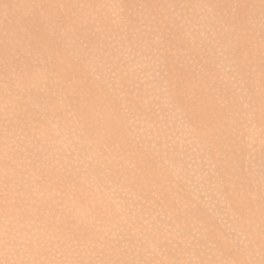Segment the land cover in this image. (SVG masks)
Returning a JSON list of instances; mask_svg holds the SVG:
<instances>
[{
    "label": "rangeland",
    "instance_id": "1",
    "mask_svg": "<svg viewBox=\"0 0 264 264\" xmlns=\"http://www.w3.org/2000/svg\"><path fill=\"white\" fill-rule=\"evenodd\" d=\"M0 264H264V0H0Z\"/></svg>",
    "mask_w": 264,
    "mask_h": 264
}]
</instances>
